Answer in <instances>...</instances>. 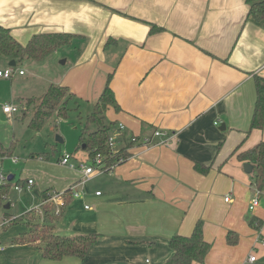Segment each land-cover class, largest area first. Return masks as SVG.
<instances>
[{
	"label": "crops",
	"instance_id": "1",
	"mask_svg": "<svg viewBox=\"0 0 264 264\" xmlns=\"http://www.w3.org/2000/svg\"><path fill=\"white\" fill-rule=\"evenodd\" d=\"M248 12L246 0H0V25L21 44L38 34L75 35L63 51L68 66L52 83L90 102L112 73L119 110L107 109L111 120L129 135L174 134L166 144H133L94 181L79 185L81 172L70 168L59 178V191L77 184L80 196L65 197L52 232L97 233L84 259L43 258L40 241L21 243L25 228L8 222L0 226V264H167L170 236L189 235L197 220L210 247L193 264H256L248 256L264 248L257 242L264 239V189L250 209L258 189L233 153L264 140V124L250 129L255 76L264 77V18ZM152 25L161 30L151 32ZM12 98L23 104L29 97ZM4 103L11 102L0 98L2 113ZM228 231L237 233L235 244L227 243Z\"/></svg>",
	"mask_w": 264,
	"mask_h": 264
},
{
	"label": "trees",
	"instance_id": "2",
	"mask_svg": "<svg viewBox=\"0 0 264 264\" xmlns=\"http://www.w3.org/2000/svg\"><path fill=\"white\" fill-rule=\"evenodd\" d=\"M249 4V15L255 21L264 18V0H246ZM151 32L161 30V28L152 25ZM75 35L70 33H48L38 34L31 37L25 44L18 42L9 29L0 25V57L20 61L23 58H29L34 61H40L46 54L55 51L61 47L68 46L72 43ZM112 73H109L102 92L92 109L87 114L81 135L76 147V151L82 149L87 152L89 158L96 154L103 156V164L109 167L116 163L123 162L129 155L127 148H120L118 152L111 155L107 144L108 137L119 121L106 119L108 108L119 110L118 102L110 87ZM256 98L254 109L250 122V129H262L264 124V77L255 76ZM73 93L66 85L50 83L45 92L37 98H27L26 104L33 105L31 116L28 120L27 127L34 131H40L55 116L58 119L68 117V102L73 97ZM128 143L127 147L132 146ZM236 148L233 153L236 158L242 162L251 163L254 167L252 174L254 184L258 190L264 189V140H261L252 148L238 151ZM12 151L0 143V156L11 155ZM122 159V160H120ZM194 169L202 174L208 172V167L198 162H194ZM13 179V178H12ZM19 180L17 184L25 185L26 180ZM9 182L0 185V198L7 195ZM68 197V196H67ZM46 198V197H45ZM69 198V197H68ZM67 198V199H68ZM65 199V203L67 201ZM63 212V210H62ZM32 214L37 217L38 213ZM62 214V213H61ZM60 214V215H61ZM52 212L46 211L43 206V215L40 217L52 216ZM20 217L12 218L11 215L4 214L3 220L16 222ZM57 218V217H56ZM6 225V224H5ZM4 225V226H5ZM35 228L37 226H32ZM34 230V231H35ZM19 237L21 243H35L38 239L43 258L50 260H61L64 257L72 256L80 260L84 259L89 249L98 237L97 233H86L77 235H60L54 232L39 235L37 232L29 235L28 233ZM226 240L229 244H235L238 241V235L234 231H228ZM169 246L172 249V256L168 259L167 264H193L194 262L202 263L205 260L210 244L205 240L203 235V223L197 220L189 235L173 234L169 238Z\"/></svg>",
	"mask_w": 264,
	"mask_h": 264
},
{
	"label": "rangeland",
	"instance_id": "3",
	"mask_svg": "<svg viewBox=\"0 0 264 264\" xmlns=\"http://www.w3.org/2000/svg\"><path fill=\"white\" fill-rule=\"evenodd\" d=\"M64 48L61 47L52 53L46 54L40 61L23 58L17 65L11 66L15 70L11 79L0 78V98L10 101L18 106L19 110L12 116H5L0 108V143L12 151L11 155L0 156L1 171L6 176L13 174L14 178L9 182L6 196L0 198V222L4 218V214L20 217L29 212L36 206L35 197H40L41 191L48 189L44 193L47 197L53 191H59L64 183H60L59 178L68 172V167L60 164L58 159L61 155L69 153L71 156H82L80 161H87V152L82 149L76 151V147L83 129L87 114L92 109V105L96 102L78 99L73 97L68 102L69 113L65 119L51 117L50 121L40 130L34 131L27 127L28 120L31 116L33 105H27L26 102L19 104L18 98L13 96L24 95L29 98L41 97L48 85L56 82L59 72L68 66L66 57L68 54L63 53ZM7 67L5 61H0V68ZM22 70L23 76L17 74V70ZM21 91V92H19ZM111 111L106 113V119L110 121ZM62 138L63 142H57L56 137ZM15 159V161H13ZM72 162H78L72 157ZM97 176V175H96ZM31 177L34 185L31 190L18 191L14 185L20 179ZM98 177L92 179L96 180ZM263 197L261 196V204ZM6 203H10L9 208H4ZM39 204V203H38ZM66 203L56 206L48 203L44 206L46 211L52 212V216L39 217L26 214L22 219H17L14 224L22 225L29 235L37 232L39 235L52 232L54 221L60 216ZM59 209V213L55 212ZM31 213H33L31 211ZM57 217V218H56ZM32 226H37L36 230ZM12 227V224H10ZM35 230V231H34ZM264 235V226L260 230ZM24 234H22L24 236ZM37 241H40L39 239ZM253 253L258 261L256 264H264V248H255Z\"/></svg>",
	"mask_w": 264,
	"mask_h": 264
},
{
	"label": "built area",
	"instance_id": "4",
	"mask_svg": "<svg viewBox=\"0 0 264 264\" xmlns=\"http://www.w3.org/2000/svg\"><path fill=\"white\" fill-rule=\"evenodd\" d=\"M14 72L15 70L11 68V66H7L4 69L0 68V78L9 79L12 77ZM17 73L19 75H22L24 72L19 69L17 70ZM1 107H2V111L7 116H12L15 112L19 110L18 106L12 103H4L1 105ZM125 132H126V127H125V124L122 122H118L117 125L111 131L108 137V140H107V144L109 146L111 155L118 152L120 148L129 149V147H127L128 143L140 144L144 147H148L152 145L166 144L174 137V134L170 133L167 130H163V129H154L152 130L151 133L145 134V135H137V134L129 135V134H126ZM71 158L72 156L69 153H65L60 156V158L58 159V162L64 166H67L70 169H78L81 172L82 175L78 181L79 185L84 184L85 182H87L88 180H90L96 175L112 170L116 166V163H115L109 167H105V165L103 164V156H101L100 154H96L93 158L88 157L89 162L78 161L76 164L74 161L72 162ZM13 161H15V159H13ZM6 182H7V176L3 174L1 171V162H0V185ZM32 184H33V179L28 178L26 179L25 185L15 184L14 188L18 191H21L22 189L28 190L31 188ZM76 186L77 184L74 186H70L65 190L53 191V193L49 194L46 198H44L38 205H36L30 211L43 215V206H45L46 204L53 203L56 206H60L61 204L65 203V197L67 196L79 197L80 192L79 190L76 189ZM95 194L99 195L100 192L98 191ZM259 194H260V190H256L255 195L250 200V205H249L250 209H253L255 206L258 205ZM224 200L228 201L229 195H226L224 197ZM88 207H89L88 205L85 206V208H88ZM59 211H60L59 209H55L56 213H59ZM6 223H7L6 220H2V222H0V226ZM257 242H258V245L264 247L263 238L258 239ZM2 249H3V246L0 244V250ZM255 260H256V255L252 251L248 256V261L254 262Z\"/></svg>",
	"mask_w": 264,
	"mask_h": 264
},
{
	"label": "water",
	"instance_id": "5",
	"mask_svg": "<svg viewBox=\"0 0 264 264\" xmlns=\"http://www.w3.org/2000/svg\"><path fill=\"white\" fill-rule=\"evenodd\" d=\"M8 64L10 66H15L16 62L14 60H10V62ZM220 129H224V126H222V128H220ZM56 140H57V142H63L62 138L59 136L56 137ZM243 168H244V171L246 173H251V171L253 169V165L251 163L246 162V163H244ZM12 178H13V176L11 174L7 175V181H11ZM9 207H10V203H6L4 205V208H9Z\"/></svg>",
	"mask_w": 264,
	"mask_h": 264
}]
</instances>
